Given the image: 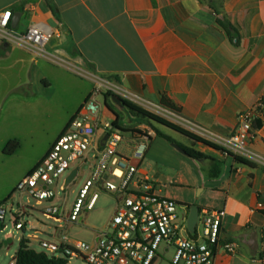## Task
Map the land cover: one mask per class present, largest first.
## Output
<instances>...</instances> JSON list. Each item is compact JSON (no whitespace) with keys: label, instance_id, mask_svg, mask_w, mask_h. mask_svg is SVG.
Returning a JSON list of instances; mask_svg holds the SVG:
<instances>
[{"label":"crops","instance_id":"0c3cea01","mask_svg":"<svg viewBox=\"0 0 264 264\" xmlns=\"http://www.w3.org/2000/svg\"><path fill=\"white\" fill-rule=\"evenodd\" d=\"M6 10L12 16L20 14L14 28L19 33L36 23L54 32L45 48L49 54L87 76L117 83L152 102L159 103L165 95L182 117L219 137L231 135L238 113L252 108L264 93V0H0V13ZM220 22L233 28L231 37ZM35 57L0 41L3 78L7 79L13 68H28L30 82L15 89L25 86L34 96L32 78H36L37 88L41 82L43 89L63 92L62 100L50 105L54 109L49 118L53 128L44 152L27 173L44 158L95 88L89 76L88 84L73 86L70 81H77L73 71L51 62L46 66ZM72 93L76 96L73 103ZM137 121L130 126H146L154 133L149 146L157 137L155 129ZM261 137L258 132L248 149L264 157ZM188 141L190 147L223 163L219 177L210 179L211 161H201L206 164L205 180L194 181L204 200L199 208L225 211L221 236L236 246L234 254L217 252L214 264H264V169L252 162L237 163L220 151ZM134 142L131 139L124 150H130ZM139 171L158 195L182 203L168 197V189H156L160 180L156 172L140 164ZM182 182L181 186L193 184ZM258 202L263 208H256ZM183 210L187 216L188 208L183 205ZM30 215L38 230L46 228L33 213Z\"/></svg>","mask_w":264,"mask_h":264},{"label":"built area","instance_id":"2783aa9c","mask_svg":"<svg viewBox=\"0 0 264 264\" xmlns=\"http://www.w3.org/2000/svg\"><path fill=\"white\" fill-rule=\"evenodd\" d=\"M11 18L9 10L0 13L1 42L22 48L37 57L59 61L45 50L54 35L49 27L36 23L19 33L11 27ZM88 76L96 84L95 88L44 158L18 182L15 191L21 196L28 195L35 202V207L46 203L47 206L41 209L40 214L47 221L58 224L59 228L76 223L82 212L92 209L97 198L96 190L102 189L115 194L118 197L117 206L107 229L99 232L93 245L71 243L63 233L57 242L43 240L38 237L41 233L34 226L33 220H29L31 211L35 209L29 201L26 204L19 201L15 209L13 204L0 205V221L3 222L9 213L15 230L20 233V239L28 240L30 248L34 242L48 255L62 258L80 256L87 264H155L161 243L175 249L168 264H214L217 252L222 250L234 254L235 244L224 242L221 236L225 211L200 209L193 232L190 233L186 224L187 216L184 224L179 223L178 204L158 195L150 180L139 171V164L154 133L150 128L140 126L132 136L134 144L130 147L128 145L130 156L119 152V145H127L129 141L113 128L112 121L102 120L106 109L98 104L96 97L110 92L119 99L171 120L218 145L234 157H240L264 169V157L248 149L256 141L258 132L259 135L262 134L264 142V93L252 108L238 113L237 125L231 135L219 137L159 103L129 92L117 83ZM98 130L102 133L100 136L96 135ZM105 135L107 138L101 147L100 142ZM75 163H78V167H74ZM92 165L94 170L91 179L85 182L71 208L66 209L65 200L63 205L58 206V196L66 195L70 186L78 184L83 173ZM74 169L77 173L66 185V178ZM109 179H114L116 183ZM256 208H263V204L258 202ZM37 223L39 224L38 221ZM40 224L45 226L42 222ZM197 224L201 225V233L197 232ZM11 259L14 260V257Z\"/></svg>","mask_w":264,"mask_h":264},{"label":"rangeland","instance_id":"374dc122","mask_svg":"<svg viewBox=\"0 0 264 264\" xmlns=\"http://www.w3.org/2000/svg\"><path fill=\"white\" fill-rule=\"evenodd\" d=\"M35 58L46 66L49 64L47 62H51L55 67H63L73 71L74 75L77 77V81L73 79L70 81L73 86L79 85V82H81V84H84V82L88 84L90 82L85 72L77 67L75 68L68 65L69 63L64 59L58 58L59 61H50L42 57ZM27 72V67H24L22 70L18 67L12 69L7 79L3 78V75L0 74V203L10 195L11 197L6 204L8 206L13 204V209L17 207L19 201L23 204L29 201V204L35 208V211L31 213L39 218L46 226V228H41L39 230H45L53 234L52 237L38 234V237L43 240L57 242L59 236L63 233L71 243L83 242L87 245H93L95 239L97 240L99 232L107 229V224L113 216L118 200L115 194L102 189L96 190L97 198L92 209L82 212L76 223H70L63 228H59L58 224L47 221L40 214L41 209L47 206L46 203H43L42 206L35 207V202L28 195L24 194L21 196L18 192L14 191L18 180L27 173L44 152L46 141L53 128L49 118L52 119L50 114L54 112V109L50 105L58 100H62L63 96L62 90L58 88L56 90L43 89L44 87L41 82H39L37 88L38 82L36 78H32L34 94L36 93L34 96H31L27 92L25 86L15 89L17 85H25L30 82ZM46 75L48 76L47 72ZM56 86L57 84H55L54 88H56ZM92 86H95L94 83ZM72 88L76 90V88ZM77 90L79 91V89ZM75 99L76 96L72 93L71 103L75 102ZM96 100L100 106L103 108L105 107L102 94H99ZM35 102L37 103L32 105V103ZM107 105L111 111L105 108L106 110L102 116L103 121L111 122L115 118V115H117L122 125H133L138 123L137 118L131 116L127 110L120 109L113 105L110 99ZM156 129L170 137L174 143H168L159 137L153 139L149 143L148 150L141 160L140 167L150 172H156L159 175L160 180L156 185L157 190L166 188L171 195L168 197L182 201V203L179 202L180 204L177 205V215L179 216V223L184 224L186 218L183 205H196L198 207H202L203 205V196L199 193L200 187L196 188L194 181L198 182L200 180H205L206 176L204 172L206 164L188 158L172 146V144H177L190 147L188 139L160 125H156ZM120 133L127 142H130L132 139L131 133ZM11 141H17L19 146L14 153L8 154L5 152V149L7 144ZM125 146L127 145L121 143L118 147V151H124L125 155L130 156V150H124ZM74 167H78V163H75ZM93 170L94 165L83 173L82 179L78 184L70 186L66 195L60 194V196H58L60 197V201L57 202V205H63V200H65V207L69 210L85 182L91 179ZM64 178L65 175L61 177L60 184ZM109 181L116 183L114 179H109ZM182 181H189L193 184L181 186L183 185L181 184L183 183ZM29 220L31 221L32 219L29 218ZM3 224L5 228L0 232V241L8 240L9 245L2 248L0 251V264H11L14 261L11 258L14 257L18 249L21 236L20 233L15 230L9 213L6 214ZM197 232L201 233L200 224H197ZM182 235L184 237L186 236L185 233H182ZM31 248L37 252L42 251L39 245L34 242L31 243ZM165 249H167L166 252L164 251ZM174 254L175 249L173 246H167L161 243L158 248V258L155 264H168L172 260ZM68 264L87 263L80 256H69ZM128 264L134 263L130 262Z\"/></svg>","mask_w":264,"mask_h":264},{"label":"trees","instance_id":"16d2710c","mask_svg":"<svg viewBox=\"0 0 264 264\" xmlns=\"http://www.w3.org/2000/svg\"><path fill=\"white\" fill-rule=\"evenodd\" d=\"M220 25L226 30L228 36L231 37V31H233V28L229 24H225L222 22H220ZM103 97H104V103H105L106 109L111 111V109L107 105V102L110 98L113 97V95L110 92H106L103 94ZM121 102H122L123 107L127 110V112L131 116L137 118L140 122L146 123L149 126L153 127L155 129L156 136L159 138H162L163 140H165L168 143H174V141L170 137H168L167 135L158 131L156 129V125H160V126L169 128V129L179 133L183 137L189 139L193 143H201L207 147H210L212 149L220 151L227 156L233 157V159L237 163H241L244 165H251V163L249 161L242 159L240 157H234L233 155L224 151L218 145L193 134L192 132L182 128L181 126H178V125H176V124H174V123H172V122H170V121H168V120H166L160 116L152 114V113L140 108L139 106L127 101V100L121 99ZM159 104L161 106H163L164 108L181 115L180 109L177 108L165 95L161 96ZM73 118H74V116L70 119V121ZM112 126H113V128L117 129L119 132H129V133L138 132L137 129H134L130 125H124V124L122 125L119 122V117L117 115H115V118L112 121ZM18 146H19V144L17 141H11L7 144L5 152L8 154H12L15 152V150L18 148ZM179 147L182 148L185 151V155L192 160H197V161L210 160L211 166H210V169L208 171V177L210 179H216L219 177V175L221 174V169H222V165H223L222 162L215 160L213 158H210V157L206 156L205 154L195 150L192 147H186V146H182V145H179ZM10 197H11V195L8 196L3 202H1L0 205L5 204L10 199ZM184 206H186L189 209L190 205H184ZM199 210H200V208H199ZM3 228H4V224H3V222L0 221V232L3 230ZM8 245H9L8 240L0 241V251L2 248L6 247ZM14 264H68V257L62 258V257L54 256V255H48L44 251L37 252L34 249L30 248L28 240L21 238L19 240L18 249L14 255Z\"/></svg>","mask_w":264,"mask_h":264},{"label":"water","instance_id":"95a60500","mask_svg":"<svg viewBox=\"0 0 264 264\" xmlns=\"http://www.w3.org/2000/svg\"><path fill=\"white\" fill-rule=\"evenodd\" d=\"M19 17H20V14H14V15L12 16V18H11V27H12V28H15V27H16L17 22H18V20H19ZM111 101H112V103H113L115 106H117V107H119V108H124L123 105H122L121 99H119L118 97L113 96V97L111 98ZM105 108H106V107H105ZM124 109H125V108H124ZM106 138H107V135H105V136L102 138V140H101V142H100V146H101V147L104 146V143H105ZM172 146H173L177 151H179L181 154L185 155V151H184L182 148H180L177 144H172ZM185 156H186V155H185ZM76 173H77V170H76V169H74V170L71 171V173L69 174V176L66 178V182H65L66 185L69 184V183L72 181V179L75 177ZM188 210H189V212H188V215H187V222H186V224H187V229H188V231H189L190 233H192V232H193V227H194V225H195L196 222H197V217H198L199 207L196 206V205H190Z\"/></svg>","mask_w":264,"mask_h":264}]
</instances>
